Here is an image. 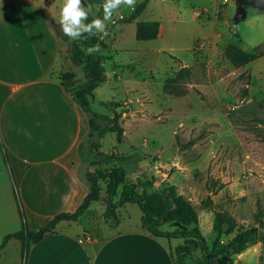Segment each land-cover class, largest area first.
<instances>
[{
  "label": "rangeland",
  "instance_id": "rangeland-1",
  "mask_svg": "<svg viewBox=\"0 0 264 264\" xmlns=\"http://www.w3.org/2000/svg\"><path fill=\"white\" fill-rule=\"evenodd\" d=\"M31 1L47 11L59 37L60 59L51 76L61 85L70 69L81 76L69 54L72 40L60 27L63 0ZM82 3L92 7L89 15L99 10L89 0ZM132 11L124 6L105 22L103 39L109 46L98 50L106 57V81L91 93L90 106L115 116L122 128L119 141L115 133L104 136L102 149L117 148L120 159L113 165L125 167L127 179H151L148 191L164 192L168 199L174 192L188 201L209 248H223L238 232L264 225V55L244 67L224 56L228 44L264 50V0H151L148 11L161 26L157 38L146 41L135 38L134 24L122 22ZM184 66L191 73L179 82L182 93L164 91L165 79ZM95 123L100 128L106 121ZM97 139L98 131L89 129L79 143L78 170L85 180L97 157L91 149ZM99 184L100 200L80 218L88 226L82 236L90 241L95 238L91 230L105 223V181ZM2 186L15 197L10 164L0 147ZM133 206L138 214L130 208L116 210L117 220L138 219L140 208ZM216 212L225 220L234 218L232 231L226 223L219 233L212 229ZM6 218L0 210V233L12 228ZM179 227L171 222L162 229ZM213 264H264V241L220 255Z\"/></svg>",
  "mask_w": 264,
  "mask_h": 264
},
{
  "label": "crops",
  "instance_id": "crops-1",
  "mask_svg": "<svg viewBox=\"0 0 264 264\" xmlns=\"http://www.w3.org/2000/svg\"><path fill=\"white\" fill-rule=\"evenodd\" d=\"M150 2L141 18L159 21L148 11ZM50 18L31 0H0V139L28 227L34 231L57 214L75 211L89 190L78 170V147L89 132L88 117L51 76L61 45ZM160 26L159 21V32ZM73 64L81 71L79 76L70 69L73 82L80 83L83 67ZM15 199L8 187H0V210L12 225L0 233V244L7 233L20 228ZM133 204L117 210L130 208L138 214ZM80 218L59 222L52 233L30 246L25 259L20 242L8 239L0 249V264H21L22 259L23 264H175L171 252L182 239L151 235L142 226L141 213L134 221L129 217L111 225L105 221L91 230L92 241L82 236L88 226ZM184 261L197 264L191 257Z\"/></svg>",
  "mask_w": 264,
  "mask_h": 264
},
{
  "label": "trees",
  "instance_id": "trees-1",
  "mask_svg": "<svg viewBox=\"0 0 264 264\" xmlns=\"http://www.w3.org/2000/svg\"><path fill=\"white\" fill-rule=\"evenodd\" d=\"M99 5V10L95 15H89L86 23L94 18H103L104 0H89ZM179 1V0H173ZM149 0H141L132 11L129 17L122 19L124 23L135 22L134 36L139 41L153 40L159 34V21H145L141 15L146 9ZM107 42L100 40L96 35L88 36L84 34L79 41L72 40L69 54L71 59L83 67L84 80L80 83H74L73 73H66L63 79V88L70 92L73 100L88 117L90 131H98V139L91 143L92 152L97 156L91 161L90 168L86 174L88 183V193L81 204L73 212H62L54 216L50 222L34 231L28 227V222L24 210L21 206L17 193V185L10 170V176L14 185V194L19 206L18 214L20 219V229L13 233L6 234L0 244V249L5 242L14 238L21 244V254L25 259L32 244L39 242L46 235L55 230L56 225L61 220L76 221L85 214L93 202L100 200V181H105V209L103 218L105 221L117 220L116 210L127 202L136 203L141 211L142 226L153 236L166 239H182V243L176 245L171 252L175 264H185V257L193 258L197 264H213V260L220 255L228 252L238 253L248 243L255 240L264 241V235H260L258 227H251L238 232L230 238L223 248H209L206 239L201 234L197 226V215L193 206L180 196L171 193L168 199L164 192L148 191L152 186V181L141 178L127 179L126 168L114 166L113 163L120 159V154L116 147L110 150L102 149V139L107 133H115L119 141L122 134V128L119 126L115 116L110 117L100 114L91 109L89 95L106 80L105 60L99 49H107ZM91 50V51H89ZM264 55L262 51H248L233 44H228L224 48V56L235 67H244L247 64L257 60ZM174 57V56H173ZM191 73L189 67H181L174 76L165 79L163 89L173 94L182 93L179 82L188 77ZM248 78L250 74H247ZM95 119H103L105 125L97 128ZM0 147L4 154V160L8 163L9 158L5 151L4 144L0 139ZM226 216V215H225ZM176 222L179 228L173 230L162 229L166 223ZM226 223L227 229L232 231L235 227L234 218L227 216L225 220L219 212H216L213 219L212 229L219 233L222 225ZM263 226V225H262ZM198 250L200 254H196Z\"/></svg>",
  "mask_w": 264,
  "mask_h": 264
},
{
  "label": "clouds",
  "instance_id": "clouds-1",
  "mask_svg": "<svg viewBox=\"0 0 264 264\" xmlns=\"http://www.w3.org/2000/svg\"><path fill=\"white\" fill-rule=\"evenodd\" d=\"M136 3L137 0H104L103 18H94L86 23L92 7L85 6L82 0H63L60 9L61 30L70 40L79 41L84 34L88 36L103 34L100 36L103 39V36L107 35L105 22L111 21L124 6L134 11Z\"/></svg>",
  "mask_w": 264,
  "mask_h": 264
},
{
  "label": "water",
  "instance_id": "water-1",
  "mask_svg": "<svg viewBox=\"0 0 264 264\" xmlns=\"http://www.w3.org/2000/svg\"><path fill=\"white\" fill-rule=\"evenodd\" d=\"M260 235H264V225L259 228Z\"/></svg>",
  "mask_w": 264,
  "mask_h": 264
},
{
  "label": "built area",
  "instance_id": "built-area-1",
  "mask_svg": "<svg viewBox=\"0 0 264 264\" xmlns=\"http://www.w3.org/2000/svg\"><path fill=\"white\" fill-rule=\"evenodd\" d=\"M119 16H120V15H119ZM120 17H121V16H120ZM112 22L114 23V20H113ZM96 36H97L100 40H103V39L100 38L101 35H98V34H97ZM86 239H88V237H87Z\"/></svg>",
  "mask_w": 264,
  "mask_h": 264
}]
</instances>
